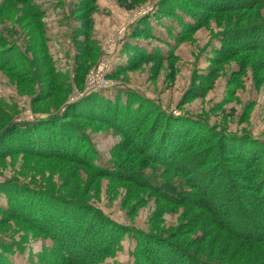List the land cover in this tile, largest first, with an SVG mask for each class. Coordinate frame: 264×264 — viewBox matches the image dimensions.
Instances as JSON below:
<instances>
[{
	"label": "rangeland",
	"instance_id": "obj_1",
	"mask_svg": "<svg viewBox=\"0 0 264 264\" xmlns=\"http://www.w3.org/2000/svg\"><path fill=\"white\" fill-rule=\"evenodd\" d=\"M121 1L95 0L91 5L89 0H30L23 4L0 0V44L4 46L0 53L8 57L2 63L5 69L0 70V134L54 118L67 123L82 144L74 152L72 147L67 149L64 156L75 159L69 162L53 158L46 142L41 148L47 158L15 153L21 151L15 139L11 142L3 136L0 186L13 182L88 207L108 226L107 240L113 241L107 237L112 227L117 238L123 235L118 249L100 264L148 259V252L136 253L139 238L146 236L180 245L196 256L199 246L194 243L211 228V218L197 206L203 196L214 215L237 234L243 235L241 226L246 220L253 231L249 234H256L257 194L245 175L251 172L220 152L218 137L211 140L205 132L221 131L234 140L246 136L264 153V46L244 51L229 47L232 54L228 59L216 56L223 41H233L231 32L264 24V2L258 19L253 13L249 18L236 11H218L227 2L233 6L245 0ZM126 6L134 8L128 11ZM37 11L41 14L36 15ZM194 24L198 27L191 29ZM144 32L160 35L169 45L136 38ZM140 52L164 55L166 60L143 63L138 60ZM133 64L136 69L129 70ZM97 82L107 88L93 93L101 99L118 97L120 110L127 101L129 119L137 118L141 129L127 124L122 111L115 122L93 116L95 110L90 109L94 104L86 101L96 96L88 97ZM199 88L203 95L187 97ZM158 120L170 126V132H164L161 124L152 139L149 128L153 121L160 123ZM183 126L189 135L182 132ZM156 135H162L163 143L157 142ZM200 139L204 147L192 154L187 144L196 140L194 145L199 146ZM179 143L185 145L174 152L172 147ZM87 147L90 165L112 175L96 176L87 164L77 162ZM203 149L208 150L204 155L207 162L198 164L197 153ZM212 170L216 179L210 182ZM175 197L189 202H177ZM57 204L47 203L38 213L58 214L66 225L71 215L57 209ZM0 209H6L1 194ZM22 216L0 222V254L3 249L12 250L6 257L10 264H52L56 244L44 230L35 228L25 211ZM86 220L85 234L90 228L89 218ZM96 235L94 250L102 233ZM189 240L193 242L189 248L188 243L182 245ZM220 249L218 253L210 249L202 256L220 257ZM235 249L240 256L242 251ZM254 261L259 259L250 262ZM178 264L193 263L178 257Z\"/></svg>",
	"mask_w": 264,
	"mask_h": 264
},
{
	"label": "trees",
	"instance_id": "obj_2",
	"mask_svg": "<svg viewBox=\"0 0 264 264\" xmlns=\"http://www.w3.org/2000/svg\"><path fill=\"white\" fill-rule=\"evenodd\" d=\"M16 1L23 4L28 3L30 0ZM94 2L95 0H89V3L91 5ZM263 2L264 0H245L244 3L236 5L233 4V6L232 3L227 2L226 4L220 6L221 8L218 11H236L234 13H243V17L250 18L252 16H256L259 19V6ZM120 3H123V1L120 0ZM133 8L134 6H126V9L128 11L133 10ZM206 8H209V6ZM88 11L90 12L92 10L89 9ZM250 13H253L252 16L249 15ZM35 14L40 15L41 12L37 11L35 12ZM86 23L88 24V22ZM197 27V24L191 25V29H196ZM230 35L229 37L233 41L228 42L229 44L226 42L227 40L223 41L221 48L216 50V56L219 59L224 60L230 57L232 51L229 47H235L238 50L244 51L248 50L249 48L256 49L264 46V41H255L256 39L264 38V24L252 26L247 29L233 31ZM136 38L151 39L159 44L169 45L165 40H163L160 35H155L150 32H144L142 34H139L138 36H136ZM250 40H254L250 43H254V45H249ZM177 42H179V40ZM241 42L245 43L242 45ZM259 45L260 47H258ZM0 48L2 49L4 48V46L0 44ZM140 53L142 54H140L138 60L143 63L153 62L154 59H158L159 63H161V60H166L164 55L153 56L146 55L143 52ZM4 54L5 52L0 53V70L5 69V66L2 63L5 62V60H8L7 56H2ZM19 59L20 56L18 60ZM22 63H26V61L23 60ZM128 69H136V65L133 64L129 66ZM197 90L198 92H196L195 94L191 95L188 93L187 97H190L191 99H196L204 94V91L202 92L200 88ZM93 94V92L92 94L90 93L88 97H92ZM94 95L96 96H93V98H89V100L86 101H91L90 103L94 104L90 109L95 110V113L93 112V116H96L97 118H99V120H103V118L105 117L106 121L112 118L110 120L112 122H115V120H117V117H119V114L121 113L120 111H122L123 117H125L127 124L133 125L134 123L135 127L141 129V126L139 125L140 121L137 122V118L136 120H133L131 116L129 119V111L127 110H130V108L127 101L124 104L122 103V110H120L121 108L118 109L120 103V99H117L118 97H115L113 100L109 98V100L101 99L100 97H97V94ZM158 122L160 123L153 121L151 123L152 126L150 125L149 132H153L152 139L155 138L154 134L158 133L155 132L156 128L161 129V124H163V126L165 125V128L162 129L163 131L168 130V133L170 132V126H167L164 121L158 120ZM168 123L170 124L172 122L169 121ZM64 124L65 122H61L60 119L53 118L50 121L28 124L23 128H21L20 126H16V128H12L13 131L11 132V134H0V144L1 142L4 143L5 141L3 136L11 142H13V138V140L15 139V141L17 142L16 146L18 147V149L21 148V151L16 150L15 153L24 152L29 153L33 156H41L47 158L49 157L48 153L46 152V150L41 148V144H44L43 142H46V144L51 145L48 150L53 152L50 154L53 158L69 162H75V159L73 157H67L64 155L66 152H68L67 149L70 147H72L71 150H73V152L80 149L82 147L81 140H79V137L77 138L76 136H74L73 131H69L72 129L70 126L68 127L67 123L66 125ZM62 125L64 126L62 127ZM177 126L180 127L181 124H177ZM182 132L186 134V136L190 134V132L186 130V127L184 128V130H182ZM205 133H209V136H211V140H214V138L218 137V150L220 152H224L234 162L236 161L245 170H249L251 172L250 174L246 173L245 175L247 181L250 183L252 182V186H255V192L257 194L256 200L258 203V209L256 211L257 213H259V215L257 216V219L255 218L256 222L254 225V231H257L255 232L256 234H249L252 230H250L248 224V222L250 221L248 220H246L245 224L241 226L244 231L243 235L237 234L236 231L229 227L227 223L221 221L219 216L214 215L212 208L206 202V199L203 196L202 200L197 204V206H199L207 213V217L209 216L211 218V228L208 232H205L198 241L194 243L195 247L199 246V252L196 254V256L193 255L192 252H190L188 249H185L180 245H168V243L164 241H158L156 237L152 238L151 236H146L145 238H139L138 245L140 247L136 248V253L139 254L142 252H148L149 258L147 259L146 256H143L141 259L137 260L138 257H136V260H134L133 264H178V257L180 259L188 260L189 263L191 262L193 264H264V153L262 152V150L258 149L256 144H254L253 139L248 138L246 136H235L238 139L235 138L234 140V138L228 137V134L221 135V131L216 132V130H213L212 132L210 130H207V132ZM5 134L7 136H5ZM168 136L171 137L170 135ZM159 137H157L156 135V138H158L157 142L163 143L162 135ZM195 142L196 140H191L187 144L192 154H194L193 151L197 149V147H199L200 149L204 147L203 139L198 140L199 146H195ZM205 143H209V141L207 140V142ZM182 145L185 144L179 143L175 146L174 149L172 147V150L175 152V149H177L178 151ZM86 149L88 150H85L83 157L77 160V162L87 164V168H89L93 173H95L96 176L109 177L110 175H112V172L106 169H100L95 166H91V155L89 156V154H86L89 153L88 151L90 148L87 147ZM207 151L208 150L206 149L198 151L197 155H200V157L196 156L197 158H200V160L197 162L198 164L202 160L205 161L202 163L207 162V159H204V155ZM212 174L213 170L211 171L212 178L210 179V182L213 180V178L214 180L216 179L214 177L215 175ZM20 189H23L25 191H21ZM0 194L4 196L6 200V209H0V222L7 223L12 221L14 218H23L22 212L25 211L27 216L26 218H30L31 223L36 225L35 228L39 230H44V232L49 234L51 240H53L56 244V248L52 251V264H100L103 258L114 254L116 249H118L119 247V242L122 239L123 235L120 238H117L116 234H113V232L116 233V231L112 227L108 231L107 237H112L113 241L107 240V238L104 236L106 234V227L108 226L103 225L102 221L104 222V220L101 221L96 219L94 215L91 214L93 211L88 209V207L86 206L79 204L76 205L73 204V202L70 203L65 199L55 198L48 193H37L29 191L27 187L20 188L19 186H15L13 182H7L0 186ZM175 200L177 202H189V200H180L178 197H175ZM50 202L58 203L56 206L57 209L59 208L61 211H66L69 215H71L70 218L68 217L66 219V221L68 222L66 225L58 220V217L60 216L58 214L56 216L50 214V217L46 216L45 214H42V216L39 215L38 210H40V208L43 209L44 206L47 203L49 204ZM86 218H89L90 225L87 234H85L84 232L85 226L87 225H84V222L86 223L87 221ZM81 221H83V224H81ZM96 233H102V235L100 238L101 241L98 244V249L94 250L92 243L97 237ZM215 240L216 243H214ZM187 243L189 248L193 242L189 240L184 242V244L182 245L186 246ZM210 243L212 244L210 245ZM217 245H219V247L221 248H219L220 253H222H219L221 255L220 257H218L219 255L216 256L215 254H211V259H205V256H202L206 254V252H209L211 250H214V253H218L219 249H214V247H216ZM237 247L242 251L240 256H236L238 250H236L235 248ZM208 248H210L211 250H206ZM250 248L251 250H256L251 251ZM248 250L250 251L249 253L245 252ZM2 252L3 253L0 254V264H10V262L6 260V257L11 256V254L14 252L9 249H3ZM249 255L253 256V259L251 258V260H254V258L257 257L259 261H246L247 259H249ZM258 256H260L261 258Z\"/></svg>",
	"mask_w": 264,
	"mask_h": 264
},
{
	"label": "built area",
	"instance_id": "obj_3",
	"mask_svg": "<svg viewBox=\"0 0 264 264\" xmlns=\"http://www.w3.org/2000/svg\"><path fill=\"white\" fill-rule=\"evenodd\" d=\"M105 88H107V85L102 84V83H98V82H97V83L93 86V88L90 89V91H91V92H96V91H99V90H101V89H105Z\"/></svg>",
	"mask_w": 264,
	"mask_h": 264
}]
</instances>
